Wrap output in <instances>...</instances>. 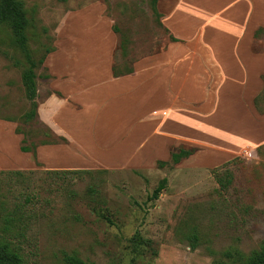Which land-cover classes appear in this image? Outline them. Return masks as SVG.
Listing matches in <instances>:
<instances>
[{
    "label": "rangeland",
    "instance_id": "obj_1",
    "mask_svg": "<svg viewBox=\"0 0 264 264\" xmlns=\"http://www.w3.org/2000/svg\"><path fill=\"white\" fill-rule=\"evenodd\" d=\"M21 1L35 61L55 44L64 17L82 9L111 24L116 73L128 71L133 61L160 52L170 41L161 18L172 0H155L158 9L153 0ZM93 22L94 17H83L81 29L86 32ZM252 50L264 52V31L254 39ZM1 52L6 55L0 54V117L18 119L28 102L21 91L20 69L12 60L23 61V55L7 25L0 27ZM45 68L36 70L42 98L51 92ZM259 105L264 109V98ZM87 123L73 136L80 139L88 131ZM28 125L26 145L59 141L58 136L45 134L42 126ZM179 148L197 151L164 168L146 162L53 174L40 163L31 168L25 162L3 165L0 240L17 246L25 264H62L64 254L95 264H242L245 256L264 246V143L224 162H193L204 148L180 144L171 151ZM66 155L62 150L52 154L60 161ZM226 163V169L220 167ZM215 169L225 178L222 186ZM163 178L164 190L151 199Z\"/></svg>",
    "mask_w": 264,
    "mask_h": 264
},
{
    "label": "crops",
    "instance_id": "obj_2",
    "mask_svg": "<svg viewBox=\"0 0 264 264\" xmlns=\"http://www.w3.org/2000/svg\"><path fill=\"white\" fill-rule=\"evenodd\" d=\"M90 12L64 17L43 62L50 94L41 97L36 79L37 120L69 145L23 153L17 119L0 117V168L22 162L48 171L137 167L169 161L180 144L204 148L193 162H224L264 143V118L254 111L264 86V52L252 50L254 32L264 28V0L169 1L161 22L178 41L119 75L115 32L106 17ZM83 17H94L86 32ZM158 110L165 113L157 117ZM86 121L88 131L77 139L73 132ZM61 150L67 158H53Z\"/></svg>",
    "mask_w": 264,
    "mask_h": 264
},
{
    "label": "trees",
    "instance_id": "obj_3",
    "mask_svg": "<svg viewBox=\"0 0 264 264\" xmlns=\"http://www.w3.org/2000/svg\"><path fill=\"white\" fill-rule=\"evenodd\" d=\"M157 1V0H156ZM156 1L153 0V4H156ZM2 25H7L10 28V31L14 38V43L19 49V51L23 55V61L20 60H12V65L16 69H20V78L23 87L24 98L28 102V108L26 111L22 113L17 119V127L15 132L17 134L23 135V139L21 140L20 144V151L23 153H32L34 155L35 148L37 145L42 144H51V143H66L64 138L59 137L58 142H41V143H33L31 142L29 145H26L27 137L29 136V132L27 130L28 124L33 123L34 126H42L45 130V134L51 135L50 129L39 123L37 120V107L38 103L36 101L37 98V81L38 75L36 73L37 68L41 69L43 67V62L47 54L54 50V47L47 48L42 55V57L35 61L31 54V51L28 47V38L26 35L27 28H28V19L26 17V12L24 9L23 2L21 0H0V27ZM264 31V28H259L254 32V39H256L261 32ZM170 41H178L175 38L170 36ZM129 72V70L127 71ZM115 75H119L120 73H116L114 70ZM48 78V76H47ZM264 84V77L262 78ZM264 86L262 92L255 98L254 100V107L256 110L264 114V109H262L259 105V101L261 98H264ZM197 151L196 148H179L177 150H173L170 153V160L167 162H157L158 168H164L165 166L169 165H177L183 159H187L192 156ZM226 164L220 166L226 169ZM219 168V167H218ZM222 169V168H221ZM215 176L217 182L220 186L223 185V177L217 174L219 169H215ZM2 172V171H1ZM0 172V173H1ZM14 172V171H12ZM53 174H81L83 173H90V170H56V171H49ZM166 180L165 178L161 179L158 186L154 188V191L151 195V199H157L161 191L165 188ZM29 199V198H28ZM0 264H25V260L23 256L20 254V250L17 246H15L9 240H0ZM62 264H95L92 262H86L78 258L77 256L64 254L62 258ZM220 264V263H219ZM242 264H264V246L258 250L251 252L248 256H245L243 259Z\"/></svg>",
    "mask_w": 264,
    "mask_h": 264
}]
</instances>
